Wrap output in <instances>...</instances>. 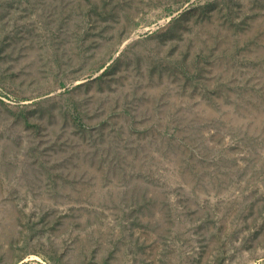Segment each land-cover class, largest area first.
<instances>
[{
    "label": "rangeland",
    "instance_id": "obj_1",
    "mask_svg": "<svg viewBox=\"0 0 264 264\" xmlns=\"http://www.w3.org/2000/svg\"><path fill=\"white\" fill-rule=\"evenodd\" d=\"M0 264H264V0H0Z\"/></svg>",
    "mask_w": 264,
    "mask_h": 264
}]
</instances>
